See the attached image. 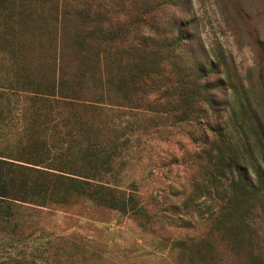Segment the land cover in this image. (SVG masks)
<instances>
[{"label":"trees","instance_id":"1","mask_svg":"<svg viewBox=\"0 0 264 264\" xmlns=\"http://www.w3.org/2000/svg\"><path fill=\"white\" fill-rule=\"evenodd\" d=\"M181 3L0 0V224L10 241L25 235L18 213L85 201L144 230H192L169 243L177 264H264V114L241 102L206 121L201 142L211 90L232 77L226 61L217 82L212 59H168L183 38H164L157 14ZM165 115L200 125L190 152L198 176L171 194L181 207L142 201L124 171L138 135ZM45 250L67 261L55 245Z\"/></svg>","mask_w":264,"mask_h":264},{"label":"rangeland","instance_id":"2","mask_svg":"<svg viewBox=\"0 0 264 264\" xmlns=\"http://www.w3.org/2000/svg\"><path fill=\"white\" fill-rule=\"evenodd\" d=\"M181 1L179 7H167L157 14L156 25L166 32L164 38H183L181 48L168 59L186 65L212 59L215 72L209 81L217 82L224 78L221 63L226 61L232 77L227 89L211 90L213 110L201 119L202 142V130L209 133L205 122H218L217 115L236 110L241 102H249L258 116L264 114V0ZM204 63L207 67L208 62ZM150 124L155 125L151 133L138 135L139 143L128 153L126 179L138 182L142 201L148 203L155 197L162 207H181L182 201L171 194L176 196L180 185L187 186L195 173L198 176V161L193 162L190 152L195 149L193 137L199 136L200 125L178 124L166 115ZM17 215L25 235L10 241L0 224V262L15 258L60 264L45 250L51 243L67 259L63 264H177L176 249L169 243L192 232L169 223L144 230L131 217L85 201Z\"/></svg>","mask_w":264,"mask_h":264}]
</instances>
